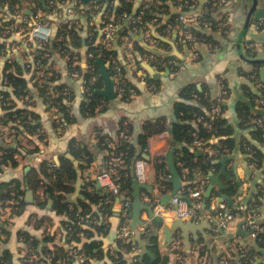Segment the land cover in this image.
Wrapping results in <instances>:
<instances>
[{
  "label": "crops",
  "instance_id": "1",
  "mask_svg": "<svg viewBox=\"0 0 264 264\" xmlns=\"http://www.w3.org/2000/svg\"><path fill=\"white\" fill-rule=\"evenodd\" d=\"M112 1L118 3L116 0H89L86 4L81 0L85 9L91 7L90 13L79 10L75 17L84 25V33L87 31L88 25L102 22L104 8ZM209 1L211 0H198L186 15L198 13ZM141 2L142 0H136V10ZM35 5L31 0L22 2V7L27 13H30V8ZM170 9L171 14L180 11L172 2ZM39 13L42 16L46 15L42 10ZM62 13H52L49 17L54 22V28L64 21V13ZM171 14L166 16L160 24L152 22L145 29L133 28L130 37L121 38L120 45L117 44L118 39L115 40L120 58L125 63L133 54L135 42L151 51L155 58H150L151 53L144 54L141 62L142 68H138L135 64L129 65L128 76L136 89V93L130 101L122 100L117 94L114 99L105 97L107 108L97 111L95 115L82 112L81 102L84 99L82 80L70 74L65 66L64 58L56 53L51 60L49 69L58 74L59 83H66L75 91V98L69 103L72 120L64 126L55 125L58 120L56 109L47 110L39 102L34 108L42 115V127L39 133L32 135L21 125L19 129L13 128L11 124L0 126V154L2 147H18L17 141L23 145V149L16 155L19 166L12 167L11 164L1 166L0 184L19 180L22 183V188L25 189V200L28 189L33 190L29 182V173L32 170H39L42 162L59 165L62 157L70 156L77 178L73 182V189L65 194V200L72 208L78 209L79 220L84 221L83 227L95 231V236L92 239L100 240L102 251L105 253L107 251L114 252L121 240L119 228L122 199L115 198L113 204L108 208L93 203L90 199V195L95 193L105 194L97 177L108 167L109 160L112 158L108 150L98 144L97 129L115 137L121 123L125 120L132 125L130 137L135 142L147 121L156 122L159 120L165 126L164 131L152 134L148 138L146 149L142 152V158L145 161V180L141 183H144L145 187H142L140 192L145 205H155V213L160 207L165 209L163 213H158L164 221L163 223H151L148 210L142 211L140 218L150 223V230L146 229L145 224L137 226L142 231V235L140 239L136 235L134 236L138 245L135 252L130 253V260L135 257L136 252L141 251L142 253V246L150 249L149 235L158 232L159 251L170 255L169 264H243L241 253L244 254L246 249L252 247L245 245L247 240L240 232L245 233L252 230L251 221L257 222L264 228V153L260 150L262 154L255 155L258 160L262 161L261 166H257L251 160L253 153L249 151L247 142L254 145L257 143L263 147L264 145L253 138L254 126H249L248 121L241 113L245 106L253 107L252 95L260 92V89L264 87V79L261 76L264 64L255 62L264 59V43L248 42L256 34L264 32V29L256 27V24L263 20L256 21L251 18L249 21V0H217L211 9L212 26H214L208 29L212 32L214 41L199 45L197 54L194 55L192 49L184 41L183 30L179 25H168L166 28H161L162 24L167 23ZM125 23L129 24L127 21ZM25 37L20 32L6 37L9 43L10 41L14 42L10 44L11 47L8 46L11 48L8 54L0 57V66H3L4 61L11 58H16L21 64L29 60L28 57L32 58L31 53L35 52L38 43L30 40V44L27 43L18 50H14V46H12L16 42H23ZM2 40L3 37L0 36V41ZM157 56L168 58L169 61L163 66L162 61L156 58ZM152 61L155 64H152ZM255 64L260 65L259 77L256 76L258 81L252 77L255 74L251 75L256 68ZM81 65L85 67V59L81 61ZM145 65L152 66L158 77H152ZM48 75L51 76V73ZM151 80L157 83L154 90L149 83ZM223 84H226L229 89V97L225 101L227 109L224 117L230 126L235 146L219 159V169L211 170L206 178L199 175L198 170L194 172L192 179L187 177L186 170L183 175L178 172L182 181L179 191L190 186L199 188L202 192L201 198L198 200L201 213L216 211L222 205L226 211L238 213L239 207L244 205L247 212L253 216L251 219H246L244 215L238 213L237 219L226 229L209 221L210 226L204 227L202 231H197L196 236L190 233V238L187 240L177 232L169 241L166 239L163 228L165 226L170 228L176 217L172 211V198H169L174 185L171 182L172 174L168 154L173 151L172 159L176 166V153L183 146H188L187 133L179 125L181 119L178 116L176 105L184 100L182 93L190 85H197L200 89L206 88L211 97L217 98L222 93ZM22 101L24 100L22 99ZM39 134L43 135L42 139L38 137ZM216 141L217 139L212 140L214 143ZM113 144L115 145V143ZM38 146V151L30 152ZM79 146L84 148V152L87 151L89 156L83 154L76 156L75 152ZM159 157L166 163L169 173L167 179L171 182L170 186L162 182L164 177L161 175L162 178L158 173L156 161ZM225 157L227 158L225 159ZM27 167L30 169L27 170ZM215 174L220 175L218 180L225 186L222 193L220 185L212 183V175ZM210 190L209 203H207L206 198ZM37 194L34 191L32 203H27L25 200L27 206L20 215L13 213L11 205L1 206L0 202V256L3 252L8 251L13 259V264H23V258L27 255H35L50 262L51 254L45 251L55 250L57 245H65L68 229H66L64 221L68 219L67 215H59L52 210L53 199L51 198L47 199L46 208L39 207L36 204ZM86 207H90L91 212L86 213L88 210ZM82 217L85 218L82 220ZM85 219H89V221L87 222ZM96 223L104 225V228L99 232L93 228ZM24 231H28L30 235L38 239L35 246L26 242L23 237ZM251 238L256 239L253 233ZM92 239L83 236L78 247L83 248L84 243ZM254 250L255 260L260 261L259 264H264V254L258 249L254 248ZM99 263L98 260H92V264Z\"/></svg>",
  "mask_w": 264,
  "mask_h": 264
},
{
  "label": "trees",
  "instance_id": "2",
  "mask_svg": "<svg viewBox=\"0 0 264 264\" xmlns=\"http://www.w3.org/2000/svg\"><path fill=\"white\" fill-rule=\"evenodd\" d=\"M23 1L0 0V36L3 37V40L0 41V52L2 50L7 51L8 46L14 42L10 41L9 43L7 41L6 37L11 36L12 33H6V31L12 24L18 22L14 17L17 11H23L24 16L29 20H40L42 23H47L52 33L48 41L41 45L38 44L35 52L31 53L32 58L28 57L29 60L24 64H21L16 58H11L4 61L3 66H0V126L11 124L13 128L19 129L21 125L32 135L39 133L42 127V115L34 109L39 102L47 110L56 109V118L59 122L66 124L72 120L71 106L69 103L75 98V91L68 84L59 83L58 74L54 70L51 71L49 69L51 60L56 53H59L64 58L65 66L70 74L78 71L82 75V84L88 81L86 88L83 85L84 99L81 102V110L83 113L95 115L97 111L107 108V105L99 107L103 103L106 104L107 99L98 93V90L103 89L105 86V79L100 73V62L98 60L106 65L109 76L114 80L116 94L122 100L130 101L133 98L130 88L135 89V86L128 76L129 65L135 64L138 68H142L141 62L143 55L150 54L151 51L144 49L143 46L135 42L133 54L125 63L120 58V52L116 45L121 44L122 37H130V32L133 28L145 29L152 22L154 24L162 23L163 19L171 14L170 3L172 2L177 7L181 2L179 0H142L139 8L136 10V0H116L118 2L117 4L112 1L104 8L102 22L88 25L87 31L84 33V25L73 17V19L70 18L68 21H62L58 27H53L54 22L49 17H51L54 9L61 10L58 3L63 0H55L54 5L49 3L50 0H31L36 5L30 8V13L24 11L22 7ZM79 1L82 8L78 10L90 13L91 7L85 9L81 0ZM188 1V4L183 9L186 13L198 2V0ZM216 2L217 0H211L198 13L188 15L190 19L198 18L199 24L192 22L190 25L185 26L179 20V16L182 13L179 11L178 13L171 14L167 23L162 24L161 28H166L168 25H179L183 30V39L186 38L184 33L186 34L188 32L197 37L196 41L190 39L184 40L191 49L197 50L199 45L214 41L212 32L208 30L205 24H213L211 9ZM40 10L45 12L46 15L39 17L38 13ZM140 10H144L143 23L126 25L124 19L121 18L123 13L137 14ZM112 17L114 21L123 22V27L120 28L114 39L110 43H107L104 40L103 29ZM28 28L27 22H19V26L16 27L17 30L21 29L23 32H27ZM116 39H118L117 44H115ZM89 54H93V57L88 58ZM156 58L162 61L161 64L163 66L169 61L168 58L159 56ZM83 59L88 60L90 64L89 68L81 65ZM38 60H41V66H36L35 62ZM152 64H155V62L152 61ZM255 66L256 68L251 75L255 74V76L259 77L260 65L255 64ZM50 73L51 76L48 75ZM93 76L95 77V81L91 83L89 80ZM149 83L154 84L155 87L157 86L154 80H151ZM224 85L227 93H221L217 98L211 97L207 93L206 88L200 89L197 85H190L182 93L184 100L178 102L176 105L178 116L181 119L179 125L187 133L188 144V146H183L176 153V166L181 175L186 170L187 177L190 179L194 177V172L197 170H200L205 178L208 177L211 170H218L220 166L219 159L235 146V140L231 137L230 126H228L224 117L227 109L225 101L229 97V89L226 84ZM67 89L69 93L64 94ZM25 96H30L33 99L32 102L22 101ZM252 98L253 107L245 106L241 113L248 121L249 126H254V130L252 131L253 138L264 145V130L256 123L257 118H264V103L260 104L258 102L259 99L264 100V87L260 89V92L252 95ZM184 101L192 103H185ZM215 106L222 108L220 113H213ZM55 125H58V122ZM164 129V124L159 120L156 122L147 121L143 126L142 132L138 135L137 141H135L136 143L134 140L132 141L131 137H121L122 132L129 135L132 134V125L125 122V120L121 123L115 137L106 134L101 129H97L96 137L98 144L102 148L107 149L111 157L122 156L124 159L122 164L115 166L113 176L121 184V188L127 190L132 199L133 181L135 178L134 166L136 161L143 159L142 152L147 147L148 138L152 134L164 131ZM194 134L204 140H208L218 149V153L209 155L194 147L192 145L195 138ZM38 137L42 139L43 135L39 134ZM215 139L217 141L215 143L212 142ZM110 141H113L115 145L108 146ZM17 142L18 147H2L0 169L1 166L9 164L12 167L19 166L16 155L23 149V145L19 143L20 141ZM247 145L249 146V151L253 153L251 160L257 166H261L262 161L258 160L255 155L262 154V152L251 142H247ZM38 150L39 146L30 152ZM84 151L85 149L79 146L75 154L76 156H80V154L89 156L88 152ZM72 153L74 154V151ZM52 165H49L48 162H42L39 170L34 169L29 173L30 186L38 193L36 204L41 208H46L47 199L51 198L53 199L52 210L59 215H67L68 217L64 221L65 227L68 229L65 245H57L55 250L49 249L45 251L51 254L49 264H74L71 254V250L73 249H78V251L88 256L89 260L85 264H92V260L100 261L99 264H101V261H103V264L170 263V255L159 251L158 238L155 236L150 238L151 245L149 247L156 254L155 257L145 254L142 256V260L140 256H135L130 260V253L138 244L131 241L128 242L127 240L123 241L122 239L119 241L116 251L103 252L100 240L92 239L95 236V231L83 227L82 223L84 224V221L79 220L78 209L72 208L65 200V194L73 189V182L77 178V173L70 156L62 157L59 165ZM156 167L159 175H163L164 177L161 176L163 178L162 182L170 186L171 182L167 179V174L169 173L166 168V163L160 157L157 158ZM24 194L25 189L22 188V183L19 180L0 184L1 206L11 205L13 213L16 215L22 214L26 209L27 203L24 200ZM184 198L188 199L187 193L184 194ZM90 199L93 203L104 205L105 208L109 207L104 202V195L95 193L90 195ZM86 209H88L86 213L91 212L90 207H86ZM93 226L98 232L104 228V225L99 223ZM83 236L92 240L85 242L83 248H79L78 244L82 242ZM23 237L27 243H31L32 245L38 241L28 231L23 232ZM256 239L257 244L264 247V230L258 232ZM254 252V248L246 249L244 254L242 252V263L254 264ZM1 260L8 262V264H13V259L8 251L2 253L0 256Z\"/></svg>",
  "mask_w": 264,
  "mask_h": 264
},
{
  "label": "built area",
  "instance_id": "3",
  "mask_svg": "<svg viewBox=\"0 0 264 264\" xmlns=\"http://www.w3.org/2000/svg\"><path fill=\"white\" fill-rule=\"evenodd\" d=\"M149 1V0H148ZM181 1L177 8L182 12L179 16V20L182 23H185L186 26L190 25V23L194 22L196 24H199L198 18L196 19H190L187 15L186 12L183 11L184 7L186 4H188V0H179ZM225 1V0H222ZM51 5H54L55 0H50L49 2ZM58 5L60 6L61 10L54 9L52 13L56 12H63L64 13V21H68L70 18H75L78 13V9L81 8V3L79 0H63L59 1ZM97 7V5H94ZM62 13V14H63ZM39 17H42L40 13H38ZM143 15H144V10H140L137 14L135 13H123L122 14V19H124V22H128L129 25H137L138 23H143ZM15 19L18 20V22L12 24L9 29L6 31V33H15V32H20L23 33L26 37L23 39V42L21 43H14L12 46H14V50L21 49L25 44L27 45L30 44V40H33L34 42L38 43L41 45L42 43L48 41L51 37V28L48 26L47 23H42L40 20L32 21L26 18L24 16L23 11H17L14 15ZM72 18V19H73ZM156 20V19H155ZM19 22H27L28 23V29L27 32H23V30H17L16 27L19 26ZM208 29L212 27L211 23L205 24ZM171 26V25H170ZM123 27V22L121 23L120 21H114L113 17L112 19L106 24L105 28L103 29V34H104V40L107 43H110L111 40L114 39L116 36L117 32L120 30V28ZM256 27L258 29H264V21H260L256 24ZM186 38L184 40H192L196 41L197 37L193 36L191 33H184ZM30 46V45H29ZM11 47V45L9 46ZM9 50H2L0 52V57L7 55ZM13 50V51H14ZM192 52L194 55L197 54V50L192 49ZM89 57H93V54H89ZM155 58L154 54L151 53L150 58ZM36 66H41V60H38L35 62ZM85 67H90V64L88 60H85ZM73 77L80 79L82 78V75L76 71L74 74H72ZM253 78L257 79L255 75H252ZM91 83L95 81V77L93 76L90 80ZM258 81V79H257ZM83 83V81H82ZM87 82H84V88L87 87ZM151 88L154 90L156 89L154 84H151ZM130 92L132 93V96L135 95L136 91L134 88H130ZM69 90L67 89L64 94H68ZM227 91L225 90V85H222V94H226ZM196 97V95L194 94ZM24 101L30 103L32 102V98L30 96H25ZM258 102L260 104L264 103L263 99H259ZM105 103L100 105L99 107H103ZM99 109V108H98ZM221 107L220 106H215L213 108V113H220L221 112ZM201 120V118H199ZM59 126H64V123L59 122L57 120ZM256 123L262 127L264 130V118L259 117L256 119ZM194 141L192 145L196 147L198 150L202 151L203 153H208L209 155H214L218 153V149L215 148L208 140H204L203 138L198 137L196 134ZM264 135V134H263ZM121 137L124 138H129L130 135L122 132ZM109 146H114L113 142L109 143ZM124 162V159L122 156H113L108 163V167L103 170L101 173H99L97 180L101 187L104 189L105 194H104V202L107 205H111L114 202V198H120L122 199L121 201V224L119 228V236L123 241H128L134 237V229L131 226L132 222V204H133V199L131 196L128 194L127 190L121 188V184L116 181V178L113 176L115 173V166L122 164ZM144 164L145 161L143 159H138L135 164V177L140 181L145 180V172H144ZM214 170V169H213ZM199 175H202V172L200 170L197 171ZM188 194L193 200L195 201V204L192 205L188 199L184 198V194ZM202 192L200 191L199 188L190 186L184 190H181L178 192V195L172 198V211L173 214L176 218H182V219H208L211 222H214L218 227L221 228H228L232 222H234L237 219L238 213H241L242 215L245 216L246 219H251L252 214L250 212H247V208L244 205H241L239 207V212H234V211H226L225 207L222 205L219 209L216 211L208 212V213H201L200 212V202L198 201L201 198ZM165 209L163 207H160L157 209L156 213H163ZM85 217H82V220ZM87 222L89 219H85ZM251 227L253 230V235L254 237H257V234L259 231L264 230L257 222L251 221ZM132 242V241H131ZM134 243V242H133ZM137 248L134 247V250L132 252H135ZM71 254L74 260V264H85L89 258L87 255L84 253H81L78 251V249H73L71 250ZM51 260V259H50ZM0 264H8V262L1 260ZM23 264H49L48 261L42 259L41 257H36L35 255H27L23 258Z\"/></svg>",
  "mask_w": 264,
  "mask_h": 264
},
{
  "label": "water",
  "instance_id": "4",
  "mask_svg": "<svg viewBox=\"0 0 264 264\" xmlns=\"http://www.w3.org/2000/svg\"><path fill=\"white\" fill-rule=\"evenodd\" d=\"M42 1V0H41ZM84 3H88L89 0H82ZM110 1V0H108ZM251 18H254V20L256 21H260L263 20L264 21V0H249V21L251 20ZM249 43L251 42H263L264 43V32L262 33H258L256 34V36L251 39L250 41H248ZM100 62V73L103 75L104 79H105V88L103 89H99L98 93L108 99H114L116 98V93H115V82L114 80L109 76L108 71H107V67L106 65L101 62L100 60H98ZM255 62H259V63H263L264 64V59L262 60H258ZM146 68L150 71V73L152 74V77H158L156 71L154 70V68L150 65H145ZM261 76L264 79V67L261 69ZM185 103H192V102H187L184 101ZM255 145L264 153V147L261 145H258L257 143H255ZM172 154L173 151H170L168 154V162H169V167H170V171L172 174V178H171V182L174 185L173 191L172 193L169 195V198H173L175 196L178 195V191L181 189L182 187V181L179 177L178 174V170L174 164V161L172 159ZM227 157H225L226 159ZM30 167H27V170H29ZM224 173V171H223ZM220 178V175L215 174L212 175V183L213 184H219L220 185V192L222 193L225 189V186L220 182V180H218ZM142 187H145L144 183H141L137 178L134 179L133 181V188H134V192H133V204H132V212H131V216H132V222H131V226L134 229V236L136 235L137 238L140 239L141 235H142V231H140L137 226L138 225H144L146 229L150 230V223H148L146 220H143L140 218V215L142 213V211L144 209L148 210L149 213V218H150V222L151 223H163V218L158 215V213L156 214L154 211L155 205H150L147 206L143 203L142 201V197H141V192L140 189ZM211 190L208 192L207 194V198H206V202L209 203V196H210ZM222 195V194H221ZM33 197H34V191L31 189H28L27 193H26V202L27 203H32L33 202ZM188 200L189 202L194 205L195 201L188 195ZM210 226L209 224V220L208 219H197V218H193V219H188L185 221V219L182 218H176L174 223H172V225L169 227L165 226L163 228V232L166 234V239L171 241L173 239V235L177 232L180 233L181 236H183L185 239H189L190 238V233H193L194 236H196L197 231H202V229L204 227H208ZM221 228V227H220ZM225 229V228H223ZM244 238H246L247 240V244H245L246 246L258 249L259 251H261L264 254V247H260L257 244V239H252L251 235L253 233V230L247 231V232H240ZM159 233H152L150 235V238L155 236L158 238ZM130 241L137 243L135 241V237H133ZM142 243V241H141ZM148 245H151V242H149ZM142 253L141 251L136 252L135 256H140V259L142 260V256L144 254H148L151 257H155V254L150 250V249H146V247L142 246ZM260 261L255 260L254 264H259Z\"/></svg>",
  "mask_w": 264,
  "mask_h": 264
}]
</instances>
